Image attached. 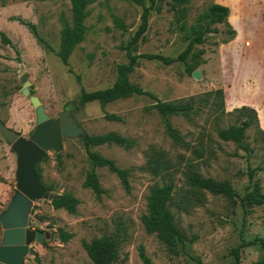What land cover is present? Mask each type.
<instances>
[{
	"label": "rangeland",
	"instance_id": "obj_1",
	"mask_svg": "<svg viewBox=\"0 0 264 264\" xmlns=\"http://www.w3.org/2000/svg\"><path fill=\"white\" fill-rule=\"evenodd\" d=\"M213 3L230 7L229 22L236 30L232 39L224 42L227 25H213L219 31L207 33L206 41L195 46L188 57L190 70L183 61L165 64L140 58L130 74L133 84L162 101L194 100L196 113L169 118L189 148L169 136L156 101L149 96L131 95L104 107L98 101L80 105L82 89H105L117 80L118 66L128 62L122 46L137 31L144 7L151 8L149 29L135 53L176 58L189 44L197 18ZM182 7L187 15L180 19L172 0H143L142 4L95 0L88 7L85 39L66 65L57 53L62 28L72 19L71 0H0V32L12 42L3 41L0 34V121L26 138L35 132L37 109L23 93L22 76L27 75L31 94L41 99L50 117L59 121L68 110L85 134L116 132L135 142L131 149L108 143L91 147L130 170L131 191L127 192L108 167H97L105 190L101 199L84 186L93 167L82 140L85 134L63 137L59 152L48 151L49 158L39 167L44 185L54 194L72 193L80 203L73 214L55 208L51 199L33 202L28 228L49 231L53 238L32 243L24 264H93L83 240L103 235L118 243L119 257L112 264H144L141 246L154 264H233V249L242 240H264V204L245 211L241 201L254 183L264 191V137L259 131L264 130V0H190ZM116 17L126 28L116 24ZM19 19L35 23L44 43ZM243 106L254 108L258 115V126L253 124L246 131L250 151L219 137L220 129L240 123L238 110ZM106 114L121 120H109ZM155 157L170 164L168 172H156ZM250 169L255 172L253 180ZM16 170L17 155L0 133V214L15 194ZM190 173L227 180L239 197L231 200L208 191L194 194L186 180ZM170 181L175 185L170 205L178 228L189 239L197 236L193 242L186 241L184 248L180 243L167 246L156 233H148L142 221L151 188ZM187 194L192 201L184 208L181 202ZM63 231L74 237L63 241ZM3 235L0 222V245ZM263 259L260 244L242 250L243 264Z\"/></svg>",
	"mask_w": 264,
	"mask_h": 264
},
{
	"label": "trees",
	"instance_id": "obj_2",
	"mask_svg": "<svg viewBox=\"0 0 264 264\" xmlns=\"http://www.w3.org/2000/svg\"><path fill=\"white\" fill-rule=\"evenodd\" d=\"M94 1L95 0H71L72 19L70 22H66L62 28L60 50L57 53L63 63L66 65L69 64V58L75 48L85 39L87 33L86 19L88 17V7ZM129 1H134L141 4L143 3V0ZM172 1L174 7L178 9L177 11L180 14V19L185 18L187 12L182 6L189 3L190 0ZM150 10V7H144L141 16V23L137 31L129 40L128 44L126 46H122L127 50L128 62L122 63L118 66V77L115 83L111 87L105 89L94 91L82 89L79 103L81 106H85L90 102L98 101L100 102L101 106L104 107L108 103L121 98H126L131 95L149 96L155 99V107L165 119L169 136L175 141L177 145L187 149L189 148V142H187L182 133L173 126L169 118L173 115L189 116L193 113H196L197 108L195 107L194 100L176 102L162 101L153 92L144 90L141 87L133 84L130 80V74L135 69V64L140 58L159 60L165 64L183 61L190 70L191 65L188 61V57L192 53L195 46L206 41L207 33L219 31L218 28H212L213 25L225 24L229 27L227 29L229 35L228 38L224 40V42H228L230 39H232L236 35V30L231 27L229 22V6L220 3H213L197 18L196 24L192 28L193 36L190 39L186 49L178 57L170 58L162 54H138L135 53V51H137L138 44L149 29ZM19 21L30 29L38 42L44 43V40L41 37L38 27L35 23L27 22L22 19H19ZM115 22L118 26L126 28L122 20L119 18L116 17ZM0 34L3 38V41L8 44L12 43L10 38L4 32H0ZM218 94L221 95V98L223 99V91L219 90ZM222 106L224 110L223 101ZM238 112L240 116V123L231 125L225 129H220L219 137L225 141H234L245 151H250L248 144L245 143L246 131L250 129L253 124L258 126V115L256 110L249 106H243L238 110ZM106 118L109 120H121L120 116L114 114H106ZM259 131L264 137V130L259 129ZM82 140L85 144L88 156L93 164L92 169L88 172L84 181V186L91 188L95 192L97 198L101 199L105 190L100 183L96 168L108 167L119 177L126 191L130 192V170L119 167L115 160L108 158L99 152L93 151L91 147L108 143L117 144L125 147L126 149H131L134 146V140L116 132H109L100 135L86 134ZM48 158L49 154L47 153L43 161L47 160ZM59 162H61V160H59ZM39 167L40 164L37 165V173L42 181V175L40 173ZM155 167L157 169V173H163L169 171L170 164L158 158L156 160ZM248 174L249 178L253 180L255 175L254 170L250 169ZM186 180L188 185L192 187V193L194 194L196 193L195 191H208L215 195H223L231 200L239 197L233 185L227 180H217L211 177H204L198 173L187 174ZM42 184L44 185L43 181ZM45 187L50 191L52 190L50 187ZM174 193L175 185L171 181L162 185L153 186L150 190L149 196L147 197L148 212L142 216V221L146 231L150 234L156 233L160 241L165 243L167 246L172 247L174 244L180 243L184 248L186 241L189 240L193 242L197 239V236H192V238L189 239L178 228V225L175 221V214L173 213L170 205L171 201L173 200ZM51 200L55 208H64L73 214L77 213V207L80 203V200L72 193L59 194L57 197L51 198ZM191 201V197L187 194L183 196L181 206L188 208L191 205ZM241 201L245 211H250L252 207L264 204V191L261 189L258 183H254L252 190L246 192ZM73 237L74 234L72 233H65L64 231L61 232V239L63 241H68ZM256 244H260V246L264 248L263 239H255L251 241L242 240V242L233 249V254L235 257L233 264H243L242 250L247 246ZM83 246L93 264H112L119 257L118 243L115 239L108 235L93 238L91 241L83 240ZM140 257L144 264H154L153 260L146 253L145 248L142 246L140 248ZM199 263L201 264L200 261ZM251 264H264V259Z\"/></svg>",
	"mask_w": 264,
	"mask_h": 264
},
{
	"label": "water",
	"instance_id": "obj_3",
	"mask_svg": "<svg viewBox=\"0 0 264 264\" xmlns=\"http://www.w3.org/2000/svg\"><path fill=\"white\" fill-rule=\"evenodd\" d=\"M193 75L198 77L199 72L195 71ZM22 81L23 93L30 96L33 106L37 109L38 125L31 138H26L0 121V133L17 155L16 191L8 208L0 214V222L4 228L0 245V263L2 264H24L25 256L32 251L30 248L32 243H43L53 238V234L49 231L28 228L33 202L59 195L52 193L42 184L37 173V165L44 160L48 151L61 150L63 137L85 134L83 129L69 117L68 110L61 113L59 121L50 117L41 99L31 94L28 76L23 75Z\"/></svg>",
	"mask_w": 264,
	"mask_h": 264
},
{
	"label": "crops",
	"instance_id": "obj_4",
	"mask_svg": "<svg viewBox=\"0 0 264 264\" xmlns=\"http://www.w3.org/2000/svg\"><path fill=\"white\" fill-rule=\"evenodd\" d=\"M230 8V7H229Z\"/></svg>",
	"mask_w": 264,
	"mask_h": 264
}]
</instances>
